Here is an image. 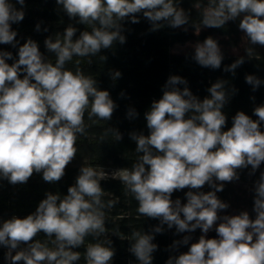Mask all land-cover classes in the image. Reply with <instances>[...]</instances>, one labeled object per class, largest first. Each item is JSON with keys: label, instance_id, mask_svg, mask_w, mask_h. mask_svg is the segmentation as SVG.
I'll use <instances>...</instances> for the list:
<instances>
[{"label": "clouds", "instance_id": "9594fccd", "mask_svg": "<svg viewBox=\"0 0 264 264\" xmlns=\"http://www.w3.org/2000/svg\"><path fill=\"white\" fill-rule=\"evenodd\" d=\"M16 3L20 9L11 0H0V44L13 47L18 41L11 25L25 15V0ZM56 3L70 19L91 27V31H82L74 39L77 29L69 25L62 38L59 33L55 39L46 38V49L55 54V64L46 59L31 38L19 46L18 59L12 64L6 61L13 59V54L0 51V178L12 185L27 183L34 173H42L45 182L60 181L77 154L78 136L86 134L85 114L89 120L95 117L108 121L117 108L110 93L98 88L96 79L79 67L75 72L66 69L74 56L95 57L117 41L124 44L123 22L139 23L140 14L149 21L153 32L165 25L179 28L190 20L178 0ZM194 7L202 8L200 26L194 25L197 35L202 27L222 28L240 18L243 39L250 45L264 46V0H207L206 6L196 2ZM36 29L40 30L39 24ZM246 52L249 58L253 56V48H246ZM100 59L104 61L106 57ZM192 59L200 66L218 69L224 55L217 40L209 36L194 45ZM244 62L245 58L239 57L224 71L235 75ZM109 74L113 81L121 76L117 70ZM245 80L253 91L264 84L255 75H246ZM187 85L185 78L170 76L162 97L144 113L149 134L130 133L138 154L131 168L108 174L82 166L66 195L48 192L33 213L3 221L0 245L8 248L5 259L12 264H76L81 257L73 249L83 246L85 238L92 236L97 242L87 245L86 264H111L115 250L107 239L105 209L113 208L116 201L102 199L105 191L100 184L110 177L118 179L138 202L139 216L159 220L151 232L136 230L128 238V250L139 264H152V254L158 248L153 243L154 234L162 233L164 225L168 229L175 226L177 233L197 229L202 233L187 252L170 256L166 264H264V172L254 184L255 219L247 211L221 216L219 213L229 205L216 195L223 191L224 183L239 179L238 170L251 166L252 175L264 163V105L254 108L258 119L239 111L232 118V126L224 130L227 118L222 109L237 89L227 87L226 80H217L207 90L210 96L201 100ZM126 115L133 119L138 113L130 107ZM108 133L116 141L122 139L117 129L107 128L105 136ZM206 184L211 191L200 190ZM185 188L189 189L186 203L172 199L174 191ZM213 229L218 238H206ZM41 232L48 238L44 242L34 239ZM191 239L185 235L170 247L189 245ZM49 243L54 247L50 248ZM21 244L26 247L13 255Z\"/></svg>", "mask_w": 264, "mask_h": 264}, {"label": "trees", "instance_id": "16d2710c", "mask_svg": "<svg viewBox=\"0 0 264 264\" xmlns=\"http://www.w3.org/2000/svg\"><path fill=\"white\" fill-rule=\"evenodd\" d=\"M17 9L21 5L16 0H11ZM196 2L202 6L207 5V0H178L179 7L183 8L190 16L189 24L172 28L165 25L157 31H150L151 24L140 14V22L133 24L130 20H125L123 35L126 42L114 43L110 49H102L95 57H73V60L66 64V69L75 72L77 67L85 74L90 75L97 81L100 90H107L111 98L116 103L117 108L112 118L108 121L93 120L87 118L85 114V124L88 125L86 134L78 136L75 158L66 166L65 175L55 183L45 182L42 173H34L27 183L10 184L6 179L0 178V216L10 219L13 216L25 218L33 213L39 203L46 198V193H59L61 196L67 194L70 186L76 182L79 170L82 166H90L101 172L106 168H131L137 158L135 152L136 142L130 138V133L149 134L144 113L150 109L154 100H159L163 95V86L172 75H178L188 81L190 91L203 100L210 96L207 91L217 80L228 81L227 87L237 89L222 111L226 115L227 122L225 129L232 126V118L239 111H243L253 120L258 119L254 115V108L264 105V84L256 91L246 83V75H255L264 80V46L250 45L244 39V33L239 29L240 18L229 21L222 28L202 27L199 35L196 34L194 25L200 26L201 12L194 7ZM24 19L19 23H13L12 29L17 32L16 41L18 44L13 47L10 44H0V51H9L13 54V59L6 62L12 64L18 59V48L27 39L36 41L41 53L55 64L54 53L47 51L45 39L56 34L64 33L65 29L71 25L77 29L74 39L78 38L82 31H91V27L80 24L76 19H70L67 14L57 5L56 0H25L23 6ZM40 25L37 31L36 26ZM187 28V31L184 29ZM47 29V31H45ZM211 36L217 40L218 45L224 55L221 66L212 69L200 66L192 59L194 47L179 49L181 45L188 43L203 42ZM253 48V56L248 57L246 48ZM236 49L238 52H234ZM100 56L106 57L101 60ZM239 57H244L245 62L235 70V75L225 72L224 67L233 63ZM92 63L89 64L88 60ZM80 63L77 65L76 61ZM117 70L121 73L120 78L115 81L110 76V71ZM23 75V74H22ZM22 78V76H21ZM181 89L184 85H179ZM124 93L121 96V93ZM254 97V99H253ZM134 108L138 115L127 118V110ZM191 114H186V118ZM107 128L117 129L122 134V139L114 140V136L108 133ZM264 131V124L261 125ZM104 137L101 140V137ZM251 166L238 170L239 179L224 183L223 191L217 192L219 199L226 202L229 207L219 214L229 215L231 209L235 207L236 213L247 211L251 219H255L254 206V184L259 179L260 173L264 172V163L257 171L249 175ZM105 195L102 199L116 201L111 209H105V225L108 230L107 239L111 240V247L115 250L111 264H139L135 256L129 252L130 241L133 231L139 230L145 233L152 231L153 227L159 224L158 219L139 216L137 212L138 202L126 193L123 184L118 179L108 178L100 181ZM189 189L174 191L172 199L179 198L182 203H186V192ZM201 191L208 192L212 189L206 184ZM195 191V190H193ZM162 233L154 234L153 243L157 244V250L152 254V264H166L170 256H178L187 252L191 243L199 240L201 233L197 229L192 233H177L175 226L168 229L164 225ZM113 232H116L114 234ZM185 235H190L192 239L189 245H181L177 249H171L174 241L180 240ZM206 238H213L211 231ZM41 242L48 238L41 232L34 238ZM54 239V238H53ZM104 237H101V240ZM92 236L85 238L84 245L73 249L80 253V260L76 264H86L85 250L89 243H96ZM48 246L54 247L51 243ZM26 247L21 244L16 251ZM8 248L0 245V264H12L5 259ZM18 264H24L23 261Z\"/></svg>", "mask_w": 264, "mask_h": 264}, {"label": "rangeland", "instance_id": "374dc122", "mask_svg": "<svg viewBox=\"0 0 264 264\" xmlns=\"http://www.w3.org/2000/svg\"><path fill=\"white\" fill-rule=\"evenodd\" d=\"M197 43V42H196ZM196 43H188V44H186V45H181V46H179L178 48L179 49H181V50H183V49H186L187 47H194V45L196 44ZM234 52H238V50H236V49H234L233 50ZM118 169H121V168H106V169H103L102 171H104V172H106V173H108V174H111L113 171H115V170H118ZM231 214H229V215H238V213H236V212H234L235 211V207H233L232 209H231ZM223 215H225V214H221V216H223ZM5 220H7L5 217H2V216H0V225H2V223H3V221H5ZM220 221H218L217 222V224L219 223ZM211 233L213 234V238H218V236H217V233H216V231L213 229L212 231H211Z\"/></svg>", "mask_w": 264, "mask_h": 264}]
</instances>
